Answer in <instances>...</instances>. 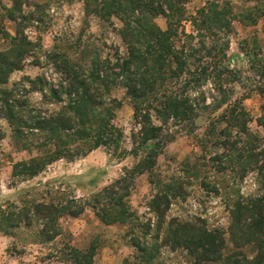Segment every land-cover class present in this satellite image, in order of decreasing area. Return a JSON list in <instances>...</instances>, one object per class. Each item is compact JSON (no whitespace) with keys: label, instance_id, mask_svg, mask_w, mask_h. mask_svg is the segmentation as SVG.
Masks as SVG:
<instances>
[{"label":"rangeland","instance_id":"374dc122","mask_svg":"<svg viewBox=\"0 0 264 264\" xmlns=\"http://www.w3.org/2000/svg\"><path fill=\"white\" fill-rule=\"evenodd\" d=\"M105 1L112 4L107 14L99 9ZM117 1L21 0L22 8L21 5L14 8V0H0V52L13 47L17 34L18 22L9 18L10 13L25 17L29 25L26 34L39 45L38 52L27 57L21 69L13 71L6 84H0V89L16 88L20 93L29 90L25 94L31 106L59 109L60 102L45 101L44 92L33 89L35 85L50 92L59 79L46 61L47 55L60 53L84 66L98 56L115 59L117 54L128 55L129 44L124 39L126 16L118 10L122 0ZM160 1L163 2L154 0V6L164 4ZM169 1L175 7L170 10L164 4L166 12L154 22L170 31L174 49L184 47L193 54L187 61L189 65L209 68L201 85L188 91L197 97L201 107L195 124L184 125L183 129L171 125L174 139L166 143L155 166L136 178L127 198L132 216L106 224L95 212L99 209L94 211L88 201L144 156L143 150L137 155H124L125 149L129 152L133 149V136L141 128L126 88L112 87L110 91L112 98L121 101L115 124L124 131L122 148L116 151L101 146L86 154L63 157L34 175L17 174L19 163L45 157L55 146H41L44 141L41 133L16 135L0 111V207L19 210L24 205L45 202L70 206L76 211L84 203L85 208L77 216L63 212L56 221L57 235L52 229L44 231L45 222L38 218L31 219V225L22 224L9 232L2 224L0 264H137L145 258L150 259V264H233L244 255L249 258L255 255L254 245L243 244L237 239L240 232L234 231L236 228L232 231L231 210L238 199L260 197L264 193V170L261 162L255 166L249 164L246 156L238 158V151L229 156L226 150L229 146L219 142L225 140L224 129L229 128L234 134L240 130L237 125L230 126V118L224 117L229 105L249 98L247 132L242 134L243 144L237 143L235 147L239 150L256 144L264 148L263 96L256 86L262 80L258 67L264 59V15L256 22L245 20L250 11L262 12L264 0ZM211 2L221 6L228 3L231 11L226 15L232 20L229 27L220 30L216 26L217 35L199 28L203 23L202 11ZM203 34L206 36L200 37ZM213 71L218 72L217 76ZM75 149L76 146L72 147ZM216 155L222 159L217 160ZM162 190L168 192L171 203L160 222L158 213L152 210V200ZM175 219L215 232L212 242L204 247L221 244L219 252L204 251L200 246L191 251L185 247L172 248L165 239ZM200 235L198 232L195 239L199 240ZM134 238L150 251H157L152 257L140 252L132 242ZM76 252L80 255L75 256Z\"/></svg>","mask_w":264,"mask_h":264},{"label":"trees","instance_id":"16d2710c","mask_svg":"<svg viewBox=\"0 0 264 264\" xmlns=\"http://www.w3.org/2000/svg\"><path fill=\"white\" fill-rule=\"evenodd\" d=\"M127 2L129 4L125 5ZM261 2L264 6V1ZM160 3H164L170 10L175 7L169 0ZM164 4L155 7L154 0L119 1L118 10L126 16L124 39L129 44L128 55L117 54L115 59L112 57L102 59L98 56L89 66H84L71 62L60 53H49L46 61L53 66L55 73L59 74V79L52 84L50 92L45 87L40 88L35 85L33 89L43 91L45 101L60 102L62 105L59 109L50 111L44 107L31 106L26 95L29 90H25V94L20 93L16 88L0 89V111H3L4 117L14 127L15 134L31 136L41 133L44 136L41 146L47 147L49 144L55 146V149L45 157L32 158L30 161L19 163L20 171L17 174L34 175L45 165L63 157L86 154L101 146L115 148L116 151L122 148L124 131L115 124L116 110L121 107V101L112 98L110 91L112 87L126 88L134 105V116L141 128L139 133L133 136V149L130 152L125 149L124 155H137L143 150L144 156L133 168H126L122 176L105 187L100 195L88 201V206L94 211L99 209L95 212L106 224L124 221L132 216L127 198L135 187L136 178L155 166L166 143L174 139L175 135L170 131L171 127L176 125L183 129L184 125L195 124L201 111L197 97H192L188 91L192 88L195 90L201 85L208 75L209 68L202 64L195 68L189 65L187 61H190L193 54L187 52L184 47L174 49L170 31L156 25L154 19L166 12ZM226 4L228 3L221 6L218 2H211L208 8L202 11L203 23L202 27H199L200 30L204 28L217 35L216 26H219L220 30L229 27L232 20L231 17L227 19L226 15L231 11ZM19 5L22 8L21 0H14V8ZM111 6L112 4L105 1L99 8L100 12L105 14L111 12L109 10ZM262 15L264 9L259 14L250 11L245 20L248 18V22H256ZM9 18L18 23L13 47L0 52V84L3 85L8 82L11 73L21 69L25 59L33 56L39 49V45L26 34L29 25L25 17L18 18L10 13ZM248 22L246 24H249ZM207 53L210 54V51ZM250 61L252 63L251 59ZM258 68V76L262 80H259L256 86L263 96L264 110V59L262 62L260 60ZM217 74L218 72L216 76ZM38 79L42 81V78ZM199 97L201 99V96ZM202 100L206 103L204 97ZM242 103V99L237 103H231L230 110L224 115L225 118H230V126L237 125L240 130L234 134L229 128L224 129L222 136L225 140L220 141L219 144L229 146L226 148L229 156L234 151H238V158L248 157L249 164L257 166L261 162L260 167L264 170V148L261 149L256 144L250 147L248 145L247 148L242 145L243 149L239 150L235 147L237 143L243 144L242 134L247 132V123L250 121ZM205 108H208L207 105ZM172 124L174 125L171 126ZM74 146L76 149L72 150ZM221 155H216L217 160L222 159L223 155ZM170 199L168 192L162 190L152 200V210L158 213L160 222L165 211L170 208ZM83 204L79 205L77 211L70 206L63 207L58 203L45 202L24 205L19 210L0 207V228L4 224L3 227L9 232L22 224L31 225L33 218H38L45 222L44 231L52 229L54 235H57L56 221L60 215L65 212L77 216L85 209ZM231 214L232 231L236 228L234 231L240 232L237 239L244 241L243 244L246 245L253 244V252H255L251 258L247 255L242 257L238 255L240 258L232 261L233 264H264V193L260 197L238 199L233 205ZM170 226L165 240L167 243L170 242L172 248L185 247L191 251L194 247L200 246L204 251L219 252L221 244L212 243L211 247H204L212 242L211 236L215 232L176 219L170 223ZM198 232L201 234L199 240L195 239ZM241 241L238 243L239 247L243 246ZM132 242L140 252L148 253L150 257L157 251V249L150 251L135 238ZM78 253L76 252L75 256L80 255V252ZM141 260L137 264H150L148 258Z\"/></svg>","mask_w":264,"mask_h":264},{"label":"crops","instance_id":"0c3cea01","mask_svg":"<svg viewBox=\"0 0 264 264\" xmlns=\"http://www.w3.org/2000/svg\"><path fill=\"white\" fill-rule=\"evenodd\" d=\"M248 99H249V98H246V99L244 100V102L242 103L243 105L245 104V105H244V106H245L244 108H245L246 110L248 109V107H247V103H246V102L248 101ZM168 148H169V147H167L166 150H168Z\"/></svg>","mask_w":264,"mask_h":264}]
</instances>
